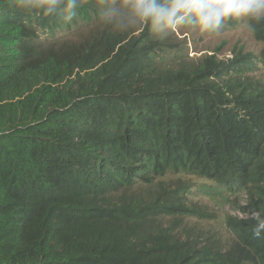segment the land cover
Listing matches in <instances>:
<instances>
[{"label": "trees", "instance_id": "obj_1", "mask_svg": "<svg viewBox=\"0 0 264 264\" xmlns=\"http://www.w3.org/2000/svg\"><path fill=\"white\" fill-rule=\"evenodd\" d=\"M116 7L81 0L66 22L0 0V264H264L255 58L189 59L170 36L105 16ZM252 21L264 69V20ZM179 173L245 195L230 240L193 238L207 212L157 182Z\"/></svg>", "mask_w": 264, "mask_h": 264}, {"label": "rangeland", "instance_id": "obj_2", "mask_svg": "<svg viewBox=\"0 0 264 264\" xmlns=\"http://www.w3.org/2000/svg\"><path fill=\"white\" fill-rule=\"evenodd\" d=\"M114 17L124 18L129 23H134L136 29L139 28L140 22L129 20L128 18L130 17L127 13ZM235 19L237 22L234 25H225V27H220L215 32L201 33L190 27L180 26L179 28H173L160 33L170 36V42L178 44L182 51L185 50L188 58L193 60L204 55H211L212 53H215L219 59L227 60L233 57L234 50L236 52L241 51L243 55L249 54L255 58L253 62H255L254 68L257 70L252 75L256 80L264 82V69L258 61V58L263 56V45L254 37V21L249 18ZM56 36H59L58 38H61V41L74 38L73 35L61 37L62 33ZM41 37L46 38V35L43 34ZM157 182H164L170 187H173L178 182L181 183L188 190V193L185 194L187 202L207 212L206 215L208 217L201 220L194 219L193 221H189L188 227L192 229L191 235L193 238L210 235L222 242L231 239V234L226 228L225 220L229 216L243 217L241 209L245 207L244 194L229 195L224 193L223 196H213L205 187H215V183L184 173L167 174L163 178L158 179Z\"/></svg>", "mask_w": 264, "mask_h": 264}, {"label": "clouds", "instance_id": "obj_3", "mask_svg": "<svg viewBox=\"0 0 264 264\" xmlns=\"http://www.w3.org/2000/svg\"><path fill=\"white\" fill-rule=\"evenodd\" d=\"M81 0H24L27 7L51 15L59 11L66 22L76 14ZM129 14L155 32H166L187 26L201 33L218 31L229 17L264 20V0H117V7L109 9L106 17ZM253 235L261 236L264 217L254 213Z\"/></svg>", "mask_w": 264, "mask_h": 264}]
</instances>
